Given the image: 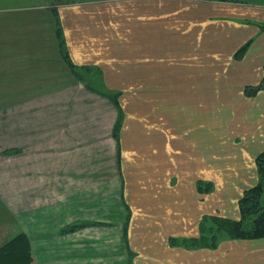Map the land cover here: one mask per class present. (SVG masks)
Segmentation results:
<instances>
[{"label": "crops", "instance_id": "crops-1", "mask_svg": "<svg viewBox=\"0 0 264 264\" xmlns=\"http://www.w3.org/2000/svg\"><path fill=\"white\" fill-rule=\"evenodd\" d=\"M53 9L83 82L122 91L121 174L114 107L65 62ZM263 23L259 0H0V101L62 105L55 119L14 118L0 139V247L23 232L32 264H264V238L170 244L205 215L240 218L259 181L264 89L244 90L263 78Z\"/></svg>", "mask_w": 264, "mask_h": 264}, {"label": "trees", "instance_id": "trees-1", "mask_svg": "<svg viewBox=\"0 0 264 264\" xmlns=\"http://www.w3.org/2000/svg\"><path fill=\"white\" fill-rule=\"evenodd\" d=\"M56 18V32L59 40L60 51L65 62L71 69L74 76L79 82H82L85 88L89 91L97 93L107 98L113 105L116 112L111 135L116 142V163L121 174V141L120 133L124 119V109L120 102L121 90H110L105 88L104 90L98 89L94 84L89 82H83V76L79 70V66L76 65L70 54L67 46L66 37L64 35L62 23L60 17L55 9H53ZM260 29L264 30V23L260 24ZM252 39H249L244 43L236 52L234 57L241 59L252 43ZM264 71V65H263ZM264 89V73L263 78L258 84H252L245 87V94L247 96H254L259 91ZM108 91V92H107ZM73 101V100H70ZM55 102H50L49 105H55ZM73 102H70L68 106H72ZM259 181L247 188L239 199L240 218H231L220 215H205L200 222V234L197 236H181L171 237L170 244L172 246H183L185 248H217L221 241L225 239H259L264 238V151H261L256 158ZM198 190L202 192H210L213 189L214 184L211 181H198ZM124 180L122 177L121 183V197L123 198ZM124 200V198H123ZM129 214L127 216L128 221L125 222L124 237L127 236V225L131 218V208L127 205ZM130 256L132 251L129 250ZM33 253L30 239L25 233L21 232L15 235L11 240L6 242L0 247V264H32ZM131 263V258L129 259Z\"/></svg>", "mask_w": 264, "mask_h": 264}, {"label": "rangeland", "instance_id": "rangeland-1", "mask_svg": "<svg viewBox=\"0 0 264 264\" xmlns=\"http://www.w3.org/2000/svg\"><path fill=\"white\" fill-rule=\"evenodd\" d=\"M259 1H264V0H259ZM101 86H103V85H101ZM106 87L107 86L105 85L101 90H104ZM107 88H109L110 90H115V91L119 90V89H116L115 87H110V86ZM105 100H108V99L105 98ZM52 101L55 102V100L48 99V98H45L43 100H41V99H34V100H26V99L4 100V99H2L0 101V108H1L0 109V139L4 140V139H8V138L12 137V134H14V133L9 132V128H10L9 123L14 122L13 121L14 118H16L15 122L21 121V123H23V121H25V114L31 113V112L35 111V109H37V108L43 109V110H48L52 114L50 109L62 107V105H59L58 103L50 106L49 103ZM10 107H11L12 113H9ZM63 111L68 112V114H66V117H68V119H66V120L75 121V122H82V123H86V122L91 121L89 116L86 115L85 111L81 108L64 107ZM113 111H115V110L113 109ZM115 112H117V110ZM50 117H53L55 119V116L53 114H52V116L45 115V118H47V119H49ZM62 118H63V115H62ZM90 123H92V121ZM124 138L127 139V134H125ZM134 148H135V152H136V147H134ZM263 203H264V195H263Z\"/></svg>", "mask_w": 264, "mask_h": 264}]
</instances>
